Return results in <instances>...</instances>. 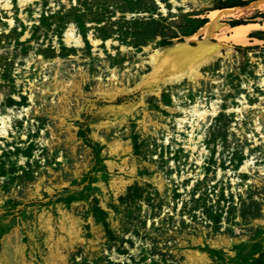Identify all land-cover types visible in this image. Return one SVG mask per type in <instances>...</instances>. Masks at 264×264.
<instances>
[{
    "label": "rangeland",
    "instance_id": "obj_1",
    "mask_svg": "<svg viewBox=\"0 0 264 264\" xmlns=\"http://www.w3.org/2000/svg\"><path fill=\"white\" fill-rule=\"evenodd\" d=\"M164 1L166 15L154 0H1L0 264H17L8 258L18 241L27 264H47L66 218L79 232L61 247L67 264H191L195 251L205 264H264V31L251 35L261 43L198 67L197 80L146 84L152 55L196 46L211 22L204 0L176 12ZM209 1L234 6L224 27L264 19L259 0ZM70 27L84 46L65 44ZM198 99L220 108L200 122L192 152L179 119ZM115 141L131 151L112 154Z\"/></svg>",
    "mask_w": 264,
    "mask_h": 264
},
{
    "label": "bare ground",
    "instance_id": "obj_2",
    "mask_svg": "<svg viewBox=\"0 0 264 264\" xmlns=\"http://www.w3.org/2000/svg\"><path fill=\"white\" fill-rule=\"evenodd\" d=\"M24 3H31L34 1L39 0H22ZM173 4V11H177V7L182 6L185 8V11H191L192 7L187 5V0H169ZM1 2V0H0ZM155 4H157L158 12L166 15L168 13V10L166 9V4L164 0H154ZM8 5V4H7ZM203 5L207 7L206 10V16L211 19V22H217L219 19H225L228 17L227 13H232V10H219V8L212 6L211 2L209 0H204ZM11 6H8V8ZM128 18L131 16H138L139 14H136L133 12H129L126 14ZM144 15H150V13H145ZM264 20L262 18L256 19V20H247L245 23L238 24L235 26L229 25L227 27L222 28L220 31L217 32L216 38L219 40V45L215 46V44L209 43L208 40L206 42L198 41L199 46L197 47H191L189 44H178L173 47H169L165 50H161L157 55H152L151 58L153 59L152 65L154 70V75L149 77V79L146 81V84H152L153 82H158L161 77L168 76L166 79H173V80H179L181 77L187 74H192V80H197L199 77V74H197V69L201 65H203L206 62L211 61L214 59V57L221 55L225 59H229L232 56L233 51L232 49L236 48L235 46H242V47H249L253 46L257 43H261L262 40H259L257 38L252 37V33L256 31H264V24H262L261 21ZM10 25L13 24V20H9ZM188 39H196L197 36H190ZM90 40L92 41L93 45L97 47L100 43V39H93L90 37ZM65 44L69 46H84V41L81 38V36H75L73 33L72 27L68 28L65 33L64 38ZM114 39L109 38L106 41V45L111 48V44H113ZM225 43V47L227 51L225 53L221 52V43ZM228 43L232 44L229 45ZM234 45V46H233ZM125 47L122 46V50H124ZM149 47H146L145 50H148ZM157 52V51H156ZM260 68L262 69V65L259 64ZM115 70H113L114 72ZM201 75V74H200ZM115 78V75H113ZM165 79V80H166ZM55 88L59 89V91L63 92V96L67 98H70L71 94H68L69 91L66 93L68 86H66L64 79H56L55 82ZM116 91H118L116 89ZM101 95L104 97L111 96V93L107 90L106 92L101 91ZM32 98V96H31ZM201 101L198 99L196 100V103H193L192 105H189V107L182 108L181 111L185 113V115L179 119L180 127L179 129H182L183 125H189L191 130L188 131L189 138L185 142V149L188 151H194L197 147L195 145L196 143V137L195 132L202 127L200 122L207 121V118L209 116H216L218 113V110L220 107L217 106L216 102L212 103V107L205 108L206 106H201ZM246 103V102H243ZM200 104V105H199ZM205 109H201V108ZM238 111L241 109L238 108ZM5 118H9V116H2L0 117V120H2L4 123ZM150 124H154L152 119H148ZM144 122L147 123L146 115L144 117ZM1 122V121H0ZM110 121H104L101 123L102 126L108 127ZM144 123V125H146ZM145 130L147 128L145 127ZM1 136H7V132L1 133ZM73 136V135H72ZM97 137V134H95ZM180 137V136H179ZM26 138V135H23V140ZM169 141V138L166 139V143ZM110 152L112 154H119L120 151L129 152L131 151V147L129 145H126L125 143L121 141H115L111 143L110 145ZM124 162H126V159H124ZM115 165V164H114ZM135 165H132L129 168V173H135ZM248 168V163L242 166V170H246ZM116 182L113 183V187H115ZM118 183L120 185L116 186L118 189L125 188V180L119 179ZM159 188H163V184H159ZM66 218V217H65ZM67 220V218H66ZM66 220H62L60 229L63 232V236H60L58 240H55L53 243L50 241L52 240V236L48 238V242L51 243L50 245V253L46 257L45 263L47 264H67L66 257L63 255V252L61 251V247L65 248H71L73 245L71 244L72 238L74 237V234H78L79 232L75 230L74 228V221H72V224L68 228V223ZM44 227V226H43ZM65 233L69 234V239L67 240V237H65ZM13 243L11 242V247L13 251ZM15 252L19 254V257L17 258L16 254L11 253V257L8 258V263H10V258L16 261L17 264L22 262L23 264H27L24 258V252L23 247L21 246L20 242L14 243ZM4 250H9L7 248H4ZM189 260L191 261V264H205L206 256L204 254L199 253L198 251L191 252L189 255ZM31 264V263H30Z\"/></svg>",
    "mask_w": 264,
    "mask_h": 264
},
{
    "label": "water",
    "instance_id": "obj_3",
    "mask_svg": "<svg viewBox=\"0 0 264 264\" xmlns=\"http://www.w3.org/2000/svg\"><path fill=\"white\" fill-rule=\"evenodd\" d=\"M223 25H224L223 22H219V21L207 23L204 27H202L200 29V31L198 33L199 35H205L204 40H202L201 42H206V40H208L209 43L215 44V46L219 45L218 42H211L210 38L211 37H216L217 32L220 31L222 29V27H224ZM213 31H216L214 36H212V32ZM197 46H199V44H197L196 46H191V47L195 48Z\"/></svg>",
    "mask_w": 264,
    "mask_h": 264
},
{
    "label": "trees",
    "instance_id": "obj_4",
    "mask_svg": "<svg viewBox=\"0 0 264 264\" xmlns=\"http://www.w3.org/2000/svg\"><path fill=\"white\" fill-rule=\"evenodd\" d=\"M259 2L264 5V0H259ZM241 5H245V3H241ZM227 7H234L233 5H226V6H222V7H217V8H227ZM209 20L207 19L206 22H208ZM246 21H244L243 19H239V18H236L233 20V22L230 24L232 26H235V25H238V24H242V23H245Z\"/></svg>",
    "mask_w": 264,
    "mask_h": 264
},
{
    "label": "crops",
    "instance_id": "obj_5",
    "mask_svg": "<svg viewBox=\"0 0 264 264\" xmlns=\"http://www.w3.org/2000/svg\"><path fill=\"white\" fill-rule=\"evenodd\" d=\"M232 10V12H233V8L232 7H227V8H219V10ZM230 15V14H232V13H227V15ZM207 17V16H206ZM208 18V17H207ZM221 20H223V19H219V20H217V21H221ZM210 21H212L211 19H210Z\"/></svg>",
    "mask_w": 264,
    "mask_h": 264
}]
</instances>
